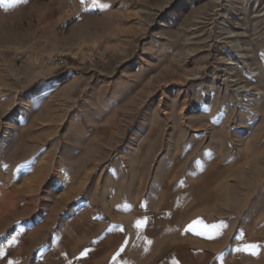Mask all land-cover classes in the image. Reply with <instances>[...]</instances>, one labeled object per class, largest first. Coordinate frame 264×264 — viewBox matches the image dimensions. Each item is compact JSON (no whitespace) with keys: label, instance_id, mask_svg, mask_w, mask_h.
Listing matches in <instances>:
<instances>
[{"label":"rangeland","instance_id":"rangeland-1","mask_svg":"<svg viewBox=\"0 0 264 264\" xmlns=\"http://www.w3.org/2000/svg\"><path fill=\"white\" fill-rule=\"evenodd\" d=\"M0 264H264V0H0Z\"/></svg>","mask_w":264,"mask_h":264},{"label":"snow or ice","instance_id":"snow-or-ice-1","mask_svg":"<svg viewBox=\"0 0 264 264\" xmlns=\"http://www.w3.org/2000/svg\"><path fill=\"white\" fill-rule=\"evenodd\" d=\"M85 2V0H80V3L83 4ZM145 224V221L143 220H138L134 227L139 230L143 225ZM197 224H201L200 221L195 222V224H190L187 227V231H195L197 235H201V236H207V238L211 239L213 238V236L215 235V233L210 232L208 229V226H202L200 230H197L196 225ZM120 231H123V229H120ZM255 247V246H253ZM120 251H123V248L120 249ZM81 255H86V253H81ZM115 259V257H114Z\"/></svg>","mask_w":264,"mask_h":264}]
</instances>
